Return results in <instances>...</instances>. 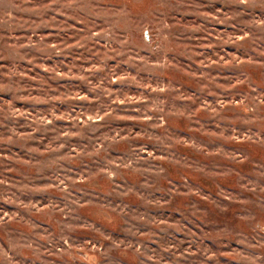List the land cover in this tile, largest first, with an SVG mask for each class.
Returning a JSON list of instances; mask_svg holds the SVG:
<instances>
[{"label":"rangeland","instance_id":"374dc122","mask_svg":"<svg viewBox=\"0 0 264 264\" xmlns=\"http://www.w3.org/2000/svg\"><path fill=\"white\" fill-rule=\"evenodd\" d=\"M122 7L0 0V264H264L261 10Z\"/></svg>","mask_w":264,"mask_h":264},{"label":"clouds","instance_id":"9594fccd","mask_svg":"<svg viewBox=\"0 0 264 264\" xmlns=\"http://www.w3.org/2000/svg\"><path fill=\"white\" fill-rule=\"evenodd\" d=\"M98 3L101 2V0H97ZM144 0H122V3L124 7L118 9V11L121 12H128L131 13L133 9L140 6ZM239 4L248 6V8L245 9V11H248L249 8L252 6L258 7L261 11L255 16L254 20L252 21V24L255 29L264 30V18H261L262 15H264V0H237ZM252 35L251 32H246L244 36L240 37V39H248ZM95 247V246H93ZM3 249L0 247V252H2ZM7 255V253H5ZM259 259V258H258Z\"/></svg>","mask_w":264,"mask_h":264}]
</instances>
